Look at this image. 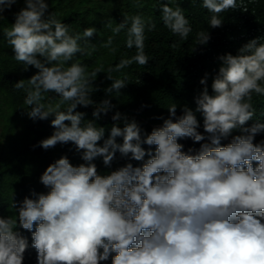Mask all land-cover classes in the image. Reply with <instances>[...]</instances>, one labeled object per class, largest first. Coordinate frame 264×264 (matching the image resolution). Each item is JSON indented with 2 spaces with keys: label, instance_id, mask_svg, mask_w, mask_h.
Returning <instances> with one entry per match:
<instances>
[{
  "label": "clouds",
  "instance_id": "1",
  "mask_svg": "<svg viewBox=\"0 0 264 264\" xmlns=\"http://www.w3.org/2000/svg\"><path fill=\"white\" fill-rule=\"evenodd\" d=\"M16 3L0 0V20ZM24 4L14 14L15 22L4 28L3 38L23 71L29 67L38 71L13 88L25 92L29 119L54 117L55 131L38 146L48 150L71 142L84 163L73 166L67 156L61 157L40 177L46 194L33 192V198L25 197L19 205L12 202L15 215L0 217V264H23L29 242L18 228L31 233L37 264H102L109 259L111 264H264V137L253 143L264 133V123L244 127L255 116L253 94L264 96L261 38L244 44L236 55L218 57L213 94L206 74L200 81L203 90L195 97V112L185 106L177 116L173 103L167 108L169 117H159L162 126L144 134L135 120L129 122L117 111L105 139V128L94 121L114 105L110 99L93 102L91 95L99 90L93 85L101 69L88 71L77 58L90 54L79 42L90 43L97 29L69 34L56 13L47 14V0H24ZM237 6V0H202V7L212 14L210 28L221 27L219 14ZM161 12L164 26L186 39L192 29L184 11L163 3ZM146 27L143 17L136 15L125 17L113 29L114 34L127 30L126 47L135 48L136 54L108 70L112 83L104 89L106 95H120L127 85L123 79L114 80L111 72L133 63L148 64ZM209 40L206 30L198 33V45ZM112 44L109 37L102 46ZM77 106H93V120L84 121ZM195 113L202 116L207 135L198 132ZM237 130L241 134L232 136ZM229 136L231 142L221 146ZM185 138L207 142L195 154L192 149L186 153L178 143ZM117 152L144 163L99 175L94 161L100 158L109 168Z\"/></svg>",
  "mask_w": 264,
  "mask_h": 264
},
{
  "label": "trees",
  "instance_id": "2",
  "mask_svg": "<svg viewBox=\"0 0 264 264\" xmlns=\"http://www.w3.org/2000/svg\"><path fill=\"white\" fill-rule=\"evenodd\" d=\"M49 13H56V18L68 26L69 34H82L84 29L94 27L96 35L90 38V43L82 39L79 43L82 48L88 49L90 54L80 55V63L88 67V71L97 68L94 87L99 90L91 95L95 104L104 99H110L113 109L106 115L101 114L95 120L97 127L105 128V139L115 123L111 117L118 111L131 122L135 120L144 134H151L154 128L160 127L169 113L167 108L175 103L177 116L182 115L183 107L187 106L195 112V97L203 90L201 79L207 74V86L212 95L211 84L218 72L219 56L225 54L236 55L239 48L252 39L261 38L264 42V0H237V8L223 12L220 17L223 25L219 28H210L211 13L202 7V0H47ZM168 3L170 7L179 6L189 21L192 31L186 39L172 34L161 19V5ZM25 6L24 0H17L10 10H6L0 20V217L15 215L11 207L12 202L23 201L25 197L33 198L32 193L46 194L48 189L40 183V177L46 168L61 157L67 156L73 166L84 163L74 146L57 144L55 147L44 150L39 142L51 137L55 129L51 126L54 117L47 120L29 119L23 103L25 92L16 90L13 85L20 80H28L37 73V69L29 67L22 70V65L13 59L14 53L6 45L3 38L4 28L10 27L14 21V14ZM46 14V15H47ZM140 15L146 24L154 28L145 29V54L149 57L147 65L133 63L119 72H111L112 78L123 79L126 86L120 90V95L113 93L106 95L104 89L110 87L112 81L107 79L109 69L114 68L121 59L131 58L136 49H128L125 44L126 29L114 34L113 29L122 23L125 17L131 18ZM129 19V26H130ZM206 30L210 35L207 45H198V33ZM111 37V48L102 45ZM175 45V47H173ZM94 47V50H93ZM115 49L113 51L112 49ZM53 98V94H49ZM45 103L50 102L47 99ZM252 105L255 116L244 127H251L255 123H264V96L253 94ZM67 105L62 106L66 108ZM93 106H77L76 112L84 113V121L93 120ZM200 127L197 129L207 135L203 129V118L195 113ZM175 122V121H174ZM66 124L69 122H65ZM123 127V122H120ZM239 130L232 136L240 135ZM232 136L221 140V146H227ZM264 137L258 134L257 139ZM194 143L191 139L178 140L183 151L193 150L195 154L201 143ZM122 143V138H117ZM100 146L103 140L98 142ZM142 147L148 150L147 145ZM152 150H155L153 146ZM148 157H145V161ZM94 163L99 175L111 172L131 163L133 167H140L144 161L131 160L121 157L117 152L111 167L106 168L102 159L97 158ZM28 239L23 264H37V251L31 247V233L17 229ZM102 264H111V259Z\"/></svg>",
  "mask_w": 264,
  "mask_h": 264
}]
</instances>
